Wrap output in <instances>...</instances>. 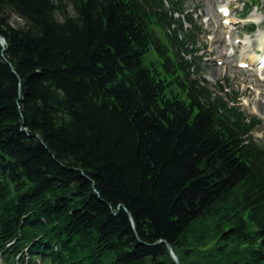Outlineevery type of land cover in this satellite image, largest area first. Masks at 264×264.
Here are the masks:
<instances>
[{
  "label": "trees",
  "instance_id": "1",
  "mask_svg": "<svg viewBox=\"0 0 264 264\" xmlns=\"http://www.w3.org/2000/svg\"><path fill=\"white\" fill-rule=\"evenodd\" d=\"M183 2L0 0V264H264L261 120Z\"/></svg>",
  "mask_w": 264,
  "mask_h": 264
},
{
  "label": "rangeland",
  "instance_id": "2",
  "mask_svg": "<svg viewBox=\"0 0 264 264\" xmlns=\"http://www.w3.org/2000/svg\"><path fill=\"white\" fill-rule=\"evenodd\" d=\"M255 1L252 9L243 15L248 5ZM224 4L230 10V17L221 12ZM182 9L181 14H174L183 21L179 35L183 37V32L192 28L187 16L201 30L196 43L190 45L196 50L201 78L208 86L217 88L228 82L229 89L240 97L241 109L261 120L252 133L259 142H264V95L260 94L264 88V67L256 68L259 55L264 54L261 50L264 44H259L256 36L262 33L264 42V0H184ZM251 24L256 26L253 31L249 30ZM243 39L252 41L245 52L240 44ZM251 55H254L252 59Z\"/></svg>",
  "mask_w": 264,
  "mask_h": 264
},
{
  "label": "bare ground",
  "instance_id": "3",
  "mask_svg": "<svg viewBox=\"0 0 264 264\" xmlns=\"http://www.w3.org/2000/svg\"><path fill=\"white\" fill-rule=\"evenodd\" d=\"M221 7H222L221 8V11H222L223 8H227V5L224 4ZM229 15L230 14H228L227 16L230 17ZM251 16H252V14H251ZM229 20H231V19H229ZM229 20H225V22H229ZM256 36H257V40H258L259 44H264L263 39H262L263 38V34L262 33H257ZM240 44H241V48H243V50L245 52L246 51L245 48H247L248 46H251L252 45V41L250 39H243V41H240ZM261 50L264 51V47ZM253 57H254V55H251L249 58L252 59ZM260 94L264 95V88H262L260 90Z\"/></svg>",
  "mask_w": 264,
  "mask_h": 264
},
{
  "label": "water",
  "instance_id": "4",
  "mask_svg": "<svg viewBox=\"0 0 264 264\" xmlns=\"http://www.w3.org/2000/svg\"><path fill=\"white\" fill-rule=\"evenodd\" d=\"M0 42H1V44H4V42H5L2 37H0ZM167 247H168V250L170 251L171 256L174 258V260H176V257L171 250V246L169 244H167Z\"/></svg>",
  "mask_w": 264,
  "mask_h": 264
}]
</instances>
